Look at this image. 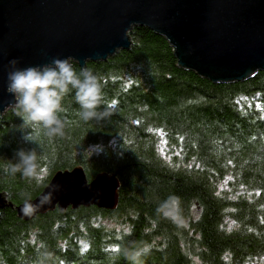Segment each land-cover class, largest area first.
Masks as SVG:
<instances>
[{"label":"trees","instance_id":"obj_1","mask_svg":"<svg viewBox=\"0 0 264 264\" xmlns=\"http://www.w3.org/2000/svg\"><path fill=\"white\" fill-rule=\"evenodd\" d=\"M130 38V50L87 64L103 84L107 123H85L74 92L63 101V137L35 130L28 142L15 110L0 114V194L14 207L59 171L82 167L90 181L105 173L120 183L115 211L69 208L25 222L0 210V264H133L129 253L145 249L139 264H263L264 71L213 84L179 68L153 31L136 27ZM21 149L37 151L40 185L5 171ZM169 197L179 200L178 222L157 211Z\"/></svg>","mask_w":264,"mask_h":264},{"label":"water","instance_id":"obj_2","mask_svg":"<svg viewBox=\"0 0 264 264\" xmlns=\"http://www.w3.org/2000/svg\"><path fill=\"white\" fill-rule=\"evenodd\" d=\"M136 27L166 39L179 68L213 84L243 83L264 71V0H0V114L15 103L7 92L9 61L19 60L20 68L54 58L71 57L80 68L107 62L131 49ZM51 185L60 190L32 216L4 194L0 210L15 209L30 222L56 210L119 205L116 175L90 181L82 167L59 171L31 202L39 204Z\"/></svg>","mask_w":264,"mask_h":264},{"label":"clouds","instance_id":"obj_3","mask_svg":"<svg viewBox=\"0 0 264 264\" xmlns=\"http://www.w3.org/2000/svg\"><path fill=\"white\" fill-rule=\"evenodd\" d=\"M19 60L9 61L7 92L14 97L13 106L16 116L23 121V128L31 129V133L24 137L28 142L36 143L33 131L43 130L49 138L63 137L65 135L66 121L61 118L64 111L65 97L74 92L75 103L79 105L78 115L85 122L97 124L107 123L110 112L107 107L103 84L101 79L87 67L80 68L79 72L73 67L72 58H54L50 64L20 68ZM89 149L83 150V155L89 156ZM17 162L11 163L5 171L12 175L20 173L22 177L35 181L40 185L45 179V170L38 161L35 149L16 153ZM50 191L44 194L39 204H33L30 196L25 199L21 208L23 215L32 216L40 207L50 203L53 194L60 190V185H51ZM22 196L28 194L22 193ZM157 211L165 218L179 221L180 205L176 197H169L161 203ZM145 250L129 253L133 264H139V258Z\"/></svg>","mask_w":264,"mask_h":264},{"label":"rangeland","instance_id":"obj_4","mask_svg":"<svg viewBox=\"0 0 264 264\" xmlns=\"http://www.w3.org/2000/svg\"><path fill=\"white\" fill-rule=\"evenodd\" d=\"M13 109V108H12ZM8 111V110H7ZM222 189H224V190H227V191H229V189H228V187L224 184L223 186H222ZM106 223H107V225H108V227H112V229H115V230H118L119 228H117L118 227V225H117V223H111L110 221H105ZM187 223V222H186ZM182 224H185V222H182ZM114 227V228H113ZM261 263H263L264 264V260H262L261 261Z\"/></svg>","mask_w":264,"mask_h":264}]
</instances>
